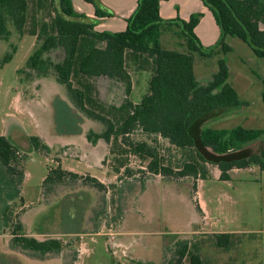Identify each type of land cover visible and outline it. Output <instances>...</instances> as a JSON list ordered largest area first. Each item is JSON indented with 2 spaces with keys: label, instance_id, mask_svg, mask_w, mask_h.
Wrapping results in <instances>:
<instances>
[{
  "label": "rangeland",
  "instance_id": "1",
  "mask_svg": "<svg viewBox=\"0 0 264 264\" xmlns=\"http://www.w3.org/2000/svg\"><path fill=\"white\" fill-rule=\"evenodd\" d=\"M28 1V23L24 32L18 31L9 21L11 36L0 38V134L26 153L20 165L26 174L21 185L18 184L19 175H10L0 162V264H169L177 242L186 239L198 242L205 264H264V232L234 236L235 244L226 250L216 244L210 223L202 221L204 217L198 209L202 194L208 202V209H215L217 196L223 191L237 195L233 187L215 179L204 182L191 176L174 178L153 173L148 169L149 159L132 153L127 145L122 144L121 137L117 144L115 141L108 143L110 154L98 178L105 184L104 188L92 182L90 173L81 168H78V177L67 173L60 181L44 184L43 179L49 170L56 168L57 161L72 149L64 145L48 153L36 151L31 136L43 133L53 144L62 143L56 133H62L63 128L69 131L76 128L81 117H74L69 111L63 114L64 120H58L62 127L54 128L51 116L47 119L45 114L39 113L35 122L28 115L21 116L28 108L24 110L20 105L19 94L22 88V97H28L29 91L20 87L18 77L24 79L29 72L36 75L27 67V61L41 44L37 36H32V30L39 31L42 22H50L59 7V0ZM171 30L164 32L163 46L180 51L186 49L185 38L175 34V28ZM225 41L235 48L234 52L225 55L218 48L212 57L193 52L197 79L202 85L208 83L219 69L218 59L223 57L229 61L232 71L229 81L233 83L238 61L244 58L253 85L248 93L239 88L240 98L250 99L246 112L254 117L245 118L242 111H223L199 124L197 131L206 127L222 129L238 125L264 129V59L238 37L229 35ZM7 54H12L13 59L5 63ZM44 56L59 62L63 61L64 51L53 49ZM143 64L127 60L134 86L130 94L125 83L102 76L93 79L94 97L106 105H121L130 98L139 102L149 91L152 75L151 66ZM74 85L77 86L76 80ZM16 96L19 98L15 100ZM39 120L40 126L36 124ZM97 124L102 133L105 126L99 121ZM85 128L88 135L92 128L89 124ZM129 138L134 142L147 141L156 147L165 164L172 162L176 165L183 158L181 150L160 135L137 128ZM77 143L76 154L82 159L87 158L85 154L89 148L86 142L82 138ZM112 149L114 153H111ZM263 149L264 136L247 144L236 155L249 156ZM206 151L210 158L217 160L209 148ZM76 156L81 158L75 155L72 159ZM59 166L62 168L61 163ZM216 167L209 166L210 177ZM254 168L255 172L242 170L238 176L244 181L241 192H244L245 200L239 197L240 205L235 207L225 202L224 210L225 214L236 217L240 224L249 220L257 230H264V172L260 167ZM260 197L263 198L257 200ZM13 232L38 239L59 238L64 246L61 251L46 254L26 250L14 244Z\"/></svg>",
  "mask_w": 264,
  "mask_h": 264
},
{
  "label": "trees",
  "instance_id": "2",
  "mask_svg": "<svg viewBox=\"0 0 264 264\" xmlns=\"http://www.w3.org/2000/svg\"><path fill=\"white\" fill-rule=\"evenodd\" d=\"M86 1L95 6L96 16H113L97 0ZM162 1L138 0L137 8L127 19L126 30L109 32L95 30L93 22L74 10L72 0H59L51 21L42 22L39 31L32 30L31 34L36 35L41 44L28 58L27 67L39 76L54 71L74 105L84 115L105 126L102 133L93 130L88 133L90 142L96 143L102 138L109 144L112 141L117 144L121 137L122 144L127 145L132 153L149 159L148 169L153 173L205 180L210 177L209 166L212 164L221 170V179L228 180L229 172L234 168L258 165L264 170V149L249 156L236 155L247 144L260 139L264 129L238 125L222 129L206 127L197 131V126L207 118L238 109L248 102L241 100L229 83V66L225 58H219L218 71L202 85L195 74L193 55V52H198L203 57H212L218 48L225 54L232 51L225 41L231 35L247 43L258 57L264 59V0H202L213 13L221 31L218 42L208 47L202 44L195 32L203 13H194L189 20H165L160 15ZM28 10V0H0V38L11 36L9 21L23 33L28 23ZM165 25L180 28L177 33L185 38L188 51L167 49L162 45ZM57 48L64 51L62 62L44 57ZM12 58V54H7L5 63ZM127 60L151 66L148 93L139 103L130 99L121 105L101 103L93 95L95 77L121 81L126 84L128 94L131 92L132 78ZM27 75L31 77L32 74L29 72ZM137 128L168 139L170 145L181 150L182 160L176 165L172 162L165 164L156 147L147 141L130 140V134ZM30 140L36 151H50L39 136L33 135ZM208 148L216 154L217 160L207 155ZM111 153H114L113 149ZM25 158L26 153H22L7 136L0 134V162L10 175H19V185L26 176L20 166ZM126 171L130 169L126 168ZM67 173L78 177L77 173L57 166L49 170L44 184L60 181ZM90 177L97 186L105 187L98 178ZM12 234L15 245L43 254L61 251L64 246L59 238L38 239L18 232ZM213 237L221 248L229 249L235 244L233 234H213ZM169 264H205L198 242L179 240Z\"/></svg>",
  "mask_w": 264,
  "mask_h": 264
},
{
  "label": "crops",
  "instance_id": "3",
  "mask_svg": "<svg viewBox=\"0 0 264 264\" xmlns=\"http://www.w3.org/2000/svg\"><path fill=\"white\" fill-rule=\"evenodd\" d=\"M97 1L104 7L105 10L111 12L113 16L98 17L95 14V6L92 3H89L86 0H72L74 10L77 13L84 14L90 22H93L95 24V30L97 31L117 32V31L126 30L127 19L133 14V12L135 11L138 5V0H97ZM194 13H203L200 22L195 27V32L197 36L200 38L202 44L206 47L216 44L220 38L221 31L215 20L213 13L209 10L207 6H205L202 0H163L161 2L160 15L165 20L176 19V18L189 20L190 16ZM165 28H167L169 32L172 31L171 30L172 28H175V30L173 31L175 34L180 30V28L175 25L173 26L165 25L163 27L162 36L164 32L167 30V29L165 30ZM57 49H61V48H57ZM172 50H176V49H172ZM183 51L185 52L188 51L187 46L186 49H183ZM234 51L235 48L232 47V51L226 54H229ZM250 57L251 59H254L253 56L250 55ZM202 60L204 63L208 64L205 59ZM227 64L229 66V73H230L229 78H230L232 75V71L229 65V61H227ZM248 69L249 68H247V61L244 58H241L238 61V67L235 71V82L230 83L228 78L229 83L238 92L239 98L241 97L239 88H242V90L245 93H248L253 85V82L248 77L249 75ZM194 70H195V64H194ZM263 72H264V64H263ZM32 75L34 77L32 78L30 77V79L27 76L24 79L18 77L20 87H25L24 89H27L26 90L27 92L29 91L28 97L26 96L22 97L23 95L22 88L19 94L21 98L20 105L24 107V110L26 107L28 108L27 113L22 114L21 116L28 115L29 118L35 122V120L36 121L38 120L36 118L39 116L38 115L39 113H41L42 115L45 114L47 119L50 116L52 117V125L54 126V128L55 126L60 128V126L62 127V125H60L61 123H59L60 121L58 120L60 118L64 120L63 111L64 112L70 111L71 115H73L74 117H77L79 115L81 119L80 121H78V126L77 125H76L77 127L75 126L76 128L70 131L67 128L66 129L63 128L62 129L63 131H61L62 133L59 134L56 133L57 138L62 139V143L53 144L52 141L48 139V137H46L43 133L37 136H39L50 147V151L51 150L54 151L64 145L71 146L69 148L72 149V152H66V154L62 156L59 161H57V166L60 165L61 163L62 168L71 172L73 171L75 173L80 172L78 168L85 169L90 173L91 176L100 178L99 175L100 169L102 166H104V161L110 154L109 144L102 138L98 139L96 143L90 142L87 138V133H86L87 129L85 128L86 124H89L93 131L100 133L101 128H99L100 126L97 124V121L85 116L84 113H82L81 111L77 110L74 107V104L70 99L66 88L64 87V85L58 82L57 75L54 71L53 72L51 71L48 75L45 76H39L37 74L34 75V73ZM262 80L264 83V78H262ZM133 87L134 86L132 79V90ZM14 98L16 100L19 97L16 96ZM262 99H263V93H262ZM130 100L134 103H139L141 101L140 100L139 102H135L131 98ZM241 100L247 101L248 104L243 105L242 107L232 111L236 113L240 111L244 112V114H246L245 118L254 117V114L249 115L246 112L251 104L250 99H241ZM18 102L19 101L17 102L15 101V103ZM76 119L78 120V118ZM39 122L40 120L36 122V124L40 126ZM82 138L84 139V142H86L85 143L86 146H88L89 148L88 152L85 154L87 158H83V159L81 155L76 154L77 147H79L77 145L78 144L77 142H80ZM75 155L81 156V158L78 159V157L76 156L74 159H72ZM66 160H68L69 162H67ZM254 166H257V168H259L258 165H252L246 168L232 169L229 172L230 179L228 180L221 179L220 177L221 170L218 167H216V169L212 171V176L209 177L208 179H215L217 181H222L223 183H228L231 187H233L234 192L237 194V195H233L228 192L225 193V191H223L221 194L217 196L215 209H212L210 207V210L208 209V205H207L208 202L204 199V196L202 194V198L199 200L200 203L199 206L201 207V210L200 209L199 210L204 217L202 218V221L206 222L207 224L210 223V229H211L210 232H212L213 234L228 233V234H233L234 236H241V235H251L259 232H264L263 229L257 230L249 220L243 221L240 224V222L237 220L236 217L225 214V210H224L225 202L235 207L240 205L239 197H241L242 200L243 199L245 200V194L243 191L241 192V187H244L243 186L244 181L241 178H238V176L242 170L248 169L251 173L255 172ZM261 171L264 172V170ZM208 179L205 180L200 179V180L206 182ZM262 198L263 197H260V199L257 200H261ZM181 234H185V233H181ZM243 264H247V262Z\"/></svg>",
  "mask_w": 264,
  "mask_h": 264
}]
</instances>
